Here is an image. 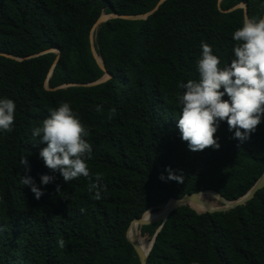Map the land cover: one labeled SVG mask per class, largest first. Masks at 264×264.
I'll list each match as a JSON object with an SVG mask.
<instances>
[{
  "label": "trees",
  "instance_id": "obj_1",
  "mask_svg": "<svg viewBox=\"0 0 264 264\" xmlns=\"http://www.w3.org/2000/svg\"><path fill=\"white\" fill-rule=\"evenodd\" d=\"M161 1L0 0V98L16 103L14 130L0 132V264H140L126 237L134 219L201 191L236 200L264 171V118L243 142L221 122L220 148L193 152L176 97L179 83L198 79L201 42L230 63L233 31L245 14L264 17V0ZM60 102L90 131L87 163L107 187L100 200L86 178L66 183L39 157L47 145L32 129ZM42 174L54 182L42 185ZM24 175L44 192L39 200ZM211 197L200 199L213 207ZM160 225L138 227L148 240L136 228L146 264H264V187L224 212L176 208L151 246Z\"/></svg>",
  "mask_w": 264,
  "mask_h": 264
},
{
  "label": "clouds",
  "instance_id": "obj_2",
  "mask_svg": "<svg viewBox=\"0 0 264 264\" xmlns=\"http://www.w3.org/2000/svg\"><path fill=\"white\" fill-rule=\"evenodd\" d=\"M264 7V5H262ZM235 42L230 63L223 64L213 47L201 42V53L195 62L198 79L179 83L177 102L181 108L177 127L181 139L187 142L190 151L219 149L215 136L221 122H226L234 138L243 142L250 138L264 118V17H245L242 25L232 33ZM228 99H223L224 96ZM97 105L96 111L102 112ZM16 103L13 99L0 98V132L11 133L15 125ZM50 115L39 126L32 129V135L39 143L46 144L39 152L45 167L58 172L66 183L81 177L89 181L88 191L94 192V199H102L107 191L100 183L102 176L91 173L87 161L92 159L93 147L88 141L90 131L82 122L80 114L69 102H60L49 109ZM115 109L110 110V117ZM25 171H30L26 158L21 160ZM164 179V176H161ZM168 179L183 183V175L170 173ZM48 174L40 176L42 185L54 182ZM20 183L28 186L39 200L44 192L35 180L24 175ZM60 191V186H56ZM83 212L84 209H81ZM59 248L66 246L64 239L57 241Z\"/></svg>",
  "mask_w": 264,
  "mask_h": 264
},
{
  "label": "water",
  "instance_id": "obj_3",
  "mask_svg": "<svg viewBox=\"0 0 264 264\" xmlns=\"http://www.w3.org/2000/svg\"><path fill=\"white\" fill-rule=\"evenodd\" d=\"M245 17H247L246 14H245ZM108 18L109 17L100 18L99 21L96 23V26L98 24L104 22ZM121 18L127 19V20L137 19V17H129V16H123ZM107 78H108V76H107ZM98 82H101V81H98ZM98 82H96V83H98ZM263 187H264V171L262 172L260 177L256 180L254 185L251 187V189L246 194H244L240 198L233 200V201H226L223 198H221L220 196H218L216 193L211 192V191H201L198 193L186 194L180 198H172L165 204L163 209L161 211H159V213L155 217H153L151 219H145L144 215H143L140 218L134 219L130 223V225L126 231V237L129 240V242L132 244V246L135 250V253L139 259L140 264H146V258H147V255H148L150 249L148 250L147 254H144V252L137 245H135V243L129 238V231L133 226L138 227V226L152 225V224H156L159 222L161 223L160 227L158 228V230L155 232L154 236L151 239V246H152L155 235L160 230V228H161L162 224L164 223V221L166 220L167 216L176 208H178L180 206H184V205L189 206L188 205L189 202L194 203L196 205L204 206L205 203H204V201H202L200 199V196L209 195V196H212L213 198L218 199L219 202L221 203V205L219 207H210V208L205 207L204 211L201 213L215 212V211L224 212V211H227L230 209H234L238 206L244 205L246 202H248L250 199L253 198V196L255 195V193L257 191L261 190ZM151 246H150V248H151Z\"/></svg>",
  "mask_w": 264,
  "mask_h": 264
},
{
  "label": "bare ground",
  "instance_id": "obj_4",
  "mask_svg": "<svg viewBox=\"0 0 264 264\" xmlns=\"http://www.w3.org/2000/svg\"><path fill=\"white\" fill-rule=\"evenodd\" d=\"M188 205H189L194 211H196V212H198V213L203 212L204 209H205V207H206V208H210V206H208V205H206V204H205L204 206H200V205H196V204H194V203L189 202ZM156 215H157V214H156ZM156 215H147V216H144V218H145V219H151V218L155 217ZM136 228H137V227L133 226V227L130 229V231H129V238L135 243V245H137V246L142 250V248L140 247V245H139V243H138V241H137V238H136ZM142 251L144 252V254H147V252H148V250H147V251L142 250Z\"/></svg>",
  "mask_w": 264,
  "mask_h": 264
},
{
  "label": "rangeland",
  "instance_id": "obj_5",
  "mask_svg": "<svg viewBox=\"0 0 264 264\" xmlns=\"http://www.w3.org/2000/svg\"><path fill=\"white\" fill-rule=\"evenodd\" d=\"M104 18H107V16H103ZM210 201H211V204L213 205V207H219L221 204H220V202H219V200L218 199H216V198H212L211 197V199H210ZM163 209V207L161 208V210ZM160 210V211H161ZM149 213H156V212H149ZM139 227V226H138ZM138 227H137V236L138 237H140V238H143V239H145V240H148V238H147V236H142L141 235V233H140V231L138 230Z\"/></svg>",
  "mask_w": 264,
  "mask_h": 264
}]
</instances>
